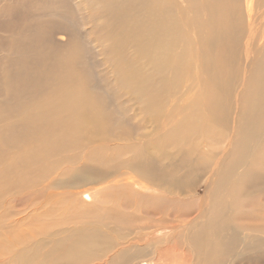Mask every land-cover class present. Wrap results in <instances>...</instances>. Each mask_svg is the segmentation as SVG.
<instances>
[{
	"label": "rangeland",
	"instance_id": "obj_1",
	"mask_svg": "<svg viewBox=\"0 0 264 264\" xmlns=\"http://www.w3.org/2000/svg\"><path fill=\"white\" fill-rule=\"evenodd\" d=\"M241 2L239 22L245 35L238 62L230 72L217 71L213 64L216 70L211 72L202 69V64L210 65L215 60L206 47L212 13L204 0H0V264H53L47 254L58 246L57 240L93 220L85 209L94 206L100 211L113 206L99 190L113 184L110 181L114 176L109 180L100 177V171L103 173L109 165H96L98 168L86 171L84 167L90 162L83 145L85 135L76 145L66 128H52L40 111L47 115L49 110L60 108L66 111L67 120L68 115L77 112L103 111V123L111 124L112 138H123L119 153L128 152L133 141L141 145L144 140H156L168 154L176 146L175 169L171 163L164 168L155 165L139 170L147 171L143 175L153 172L156 177L164 173L171 179L180 178L183 191L198 188L203 194L200 183L208 170L206 161L220 159L223 147L232 146L239 138L238 125L249 118L253 99L258 97L257 92H249L255 81L249 77L251 73L245 77L243 50L253 27L257 46L263 43L264 0ZM162 47L174 56L168 57V64L159 63ZM214 74L232 95L225 98L230 112L228 124H216L213 134L206 103ZM243 86L246 92H239ZM198 115L208 123L199 125ZM192 123L197 125L193 128L205 132L197 134L191 148L199 146L200 151L193 153L188 143H182V126ZM253 125L264 128V104ZM44 135L45 154L40 156L39 139ZM208 136L214 145H209L212 141ZM178 146L184 149L176 153ZM229 148L236 153V149ZM77 171L88 172L84 173L88 180L74 188L67 181ZM134 175L154 185L149 177ZM257 180L246 195L264 196L262 176ZM133 189L143 194L137 184ZM152 193L156 191L150 189L145 194ZM181 197L171 193L169 203L180 206L190 198ZM189 218L183 217L181 222ZM141 220H132L130 227L136 228L138 222L143 225ZM56 230L61 233L53 238ZM149 253L145 249L141 255ZM115 255H106L110 256L107 264H122L116 262ZM231 257L225 256L226 263ZM104 258L85 264L99 263Z\"/></svg>",
	"mask_w": 264,
	"mask_h": 264
},
{
	"label": "bare ground",
	"instance_id": "obj_2",
	"mask_svg": "<svg viewBox=\"0 0 264 264\" xmlns=\"http://www.w3.org/2000/svg\"><path fill=\"white\" fill-rule=\"evenodd\" d=\"M193 1L199 2V0ZM204 1L212 13L206 47L210 51V58L215 60H211L210 65L207 62L202 64V69L208 70L209 68L211 72L216 69L217 71L230 72L238 62L242 37L245 35L242 23L239 22L240 9L238 5L242 4V2L240 3L241 0ZM252 8L253 3L250 5V11ZM261 15L264 18V10ZM256 33L253 27V30L248 34L249 39L246 43V51L243 50V69L247 70L245 77L247 78L251 73L249 77L255 81L249 92H257L258 97L256 100L253 99V108L249 110V118L238 125L240 130L239 138L233 142L232 146L223 147V155L220 159L212 157L211 161L210 159L206 161L205 167L208 170L202 183H200L203 194L198 193V188L194 191L187 189V191H183L180 185V178L179 181L171 179L170 177L172 176L168 177L164 173H160L161 175L156 177L153 172L143 175L142 173L147 171L145 169L139 170L143 166H147V170L155 165L164 168L167 165L171 166L172 163L173 166L176 163L174 162L176 157L174 149L176 146L168 154L165 147L157 144L156 140H144L141 145H137L136 141H133L135 143L131 144V147L129 145V149L126 144L131 142L125 144L129 155L127 151H121L126 155L124 156L122 153L117 152L119 148L122 150L121 142L123 138L119 139V136L113 132L112 135L114 134L118 138H112L111 124L105 123L104 125L103 123L104 118L102 119L101 114L104 113L103 111L100 110L101 113H99L89 109L84 112H77L72 116L68 115V120L66 119V111L60 108L49 110L47 115L45 111H40V115L51 124L52 128L59 130L66 128V131H69L68 134L71 133L69 138L71 140L75 139L76 145L80 144V140L83 138L81 135H85L83 145L87 149L86 159L90 162L89 164L86 163L84 167L86 171L89 170L88 168H98L96 165L107 164L109 165L108 168L102 166L105 168L103 173L100 168L101 176H99L102 180H109L110 176H114L110 181L111 183L113 182L112 185L108 184L109 186L99 187L100 191L106 193H103L102 196L107 197L108 201L113 203V206L100 211L94 206L85 209V213H90L94 222H92L93 220H88L85 222L86 226L73 230L61 240H57L58 246L50 249L47 254V257L51 260L50 262L53 264H85L95 261L98 257L105 256L102 262L94 264H107L111 255L109 257L106 255H113L114 253L116 254V262L122 264H153L154 262L155 264L263 263L264 196L262 194L254 198L252 195H246V191H249L259 177L262 176L264 182V128L257 129L253 125L254 120L263 111L264 104V47H262L264 46V40L260 46H257L258 38L255 35ZM261 36L264 37V30ZM159 51V63L165 62L168 64V57L171 59L174 57L169 51L164 50L163 47ZM181 55H179V58ZM240 61L239 64L241 63ZM184 62L186 63V60ZM213 64L216 65V67L214 66L216 69L211 66ZM183 65L185 66L184 63ZM213 76L214 78L208 84L209 94L206 103L208 108L204 109H206L210 121L213 122V124L211 123L212 125L210 124L212 128L210 130L214 134V126L216 124H219V126L228 124V113L230 112H228V106H226L228 103L226 104L225 98L232 92L230 89L223 87L221 82L216 79L215 74ZM243 87L239 92H246L245 86ZM234 89L233 91H236ZM198 117L200 118L199 125L203 123L205 125L208 121L202 120L200 115ZM194 124H188L186 128L184 125L182 126V143H188V149H192L191 145L197 141V134L200 135L199 132L201 131L199 127H196V124L193 128L192 125ZM151 131L153 132V130ZM201 133L203 135L205 132L201 131ZM145 134L147 137L151 135ZM45 138L46 136L44 135L39 139L40 144H42L39 151L40 156L45 154ZM208 138L211 139L209 136ZM141 139L143 141V138ZM203 139L205 140V137ZM214 140H217V138ZM112 141L114 143H111ZM125 141L127 142L128 139L126 140L125 138ZM211 141H209L211 142V144L209 143L210 146L214 145L213 139ZM229 147L236 149V153L232 154ZM125 148L123 149L125 150ZM195 148L191 150V153H193V150L197 152L199 146L197 149ZM181 149L183 151L184 148L178 146L176 153ZM179 154H182V152ZM250 156L254 158L251 159ZM173 168L175 169V166L172 167V170ZM198 170H201V167ZM86 171L72 172V179L67 181V184L75 188L80 184L79 182L88 180L84 177ZM134 174L149 177L154 185L140 181ZM73 184H76V186ZM134 184L139 186V191L142 190L143 194L133 189ZM150 189L155 190L156 194L146 195L145 193ZM83 192L86 193L87 190ZM171 193L182 197L187 196V198L190 197L192 200L189 198V201H182V205L178 206L169 203L168 196ZM183 217L190 218L182 223ZM141 219H144L143 225L138 222L136 228L130 227L132 220L142 221ZM174 221L178 222L175 223ZM151 227L153 228L152 231H150L151 229L149 230ZM63 230L61 226V232ZM56 231L58 232L53 235V238L61 233L59 230ZM145 249L149 250L150 253L147 256H142V251ZM227 252H230L232 257L226 263L225 256H230L227 255Z\"/></svg>",
	"mask_w": 264,
	"mask_h": 264
}]
</instances>
